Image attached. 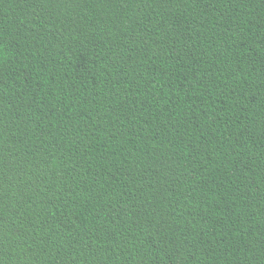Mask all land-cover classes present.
Wrapping results in <instances>:
<instances>
[{
  "label": "trees",
  "instance_id": "16d2710c",
  "mask_svg": "<svg viewBox=\"0 0 264 264\" xmlns=\"http://www.w3.org/2000/svg\"><path fill=\"white\" fill-rule=\"evenodd\" d=\"M0 264H264V0H0Z\"/></svg>",
  "mask_w": 264,
  "mask_h": 264
}]
</instances>
